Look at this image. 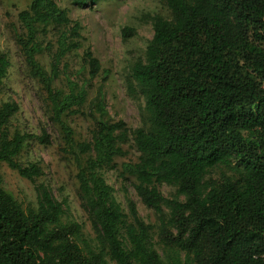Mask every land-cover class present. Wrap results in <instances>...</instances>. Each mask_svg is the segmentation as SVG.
I'll return each mask as SVG.
<instances>
[{"label":"trees","instance_id":"1","mask_svg":"<svg viewBox=\"0 0 264 264\" xmlns=\"http://www.w3.org/2000/svg\"><path fill=\"white\" fill-rule=\"evenodd\" d=\"M103 0H71L82 7ZM169 18L150 17L153 35L127 79L141 96V126L112 121L99 88L89 103V139L78 141L64 120L81 113L84 85L67 78L68 92L54 87L59 59L80 49L81 26L54 0H31L18 14L24 32L17 41L32 76L43 85L51 120L64 140L63 152L76 167L80 206L93 233L86 237L59 201L37 178L39 163L17 161L35 136L11 132L19 111L0 104V162L34 185L36 207L24 208L0 186V264H264V0H165ZM60 27L51 75L38 62L40 35ZM133 34L125 27L122 37ZM83 61L89 79L100 63L89 48ZM10 67L0 52V80ZM131 137L136 161L121 163L119 177L134 178L142 203L157 216L154 226L126 197L125 213L104 173L124 157ZM49 143V136L35 137ZM217 167L229 171L207 179ZM176 188L172 197L160 185ZM157 241H154V236ZM157 245L161 250L158 251Z\"/></svg>","mask_w":264,"mask_h":264},{"label":"rangeland","instance_id":"2","mask_svg":"<svg viewBox=\"0 0 264 264\" xmlns=\"http://www.w3.org/2000/svg\"><path fill=\"white\" fill-rule=\"evenodd\" d=\"M31 0H0V52L5 53L10 67L4 78L0 80V104L4 101H15L19 111L11 119V132L20 131L38 137L43 132L49 136V143L43 144L35 137L21 151L17 161L22 165L39 163L43 175L37 183L45 184L52 195L59 201L65 199L71 218L82 226L88 238L93 237L86 213L80 206L78 197L77 167L71 155L64 153V140L59 127L51 120V108L43 85L31 75L25 61V55L17 38L24 30L18 19L20 11L28 8ZM66 9L71 20L80 26L81 48L72 50L59 59L55 69L58 76L54 78V87L68 92V80L84 85L87 91L86 101L80 108L81 113L70 114L64 120L74 131L78 141L89 139L92 120L89 116L91 103L97 90L101 88L108 118L112 121L122 120L129 129L141 126V110L144 100L128 92L127 79L130 78L134 62L144 56L153 30L150 17L161 15L169 18L170 13L165 0H103L96 4L78 7L71 0H54ZM133 29V34L125 39L122 30ZM60 27L50 25L46 36L40 35L42 52L36 55L38 62L51 75L53 56L57 50L56 35ZM89 48L100 63L96 77L89 79V68L83 61L84 50ZM126 152L124 157L115 158L116 168L104 173L108 185L114 189V196L123 211L128 212L126 197L137 207L139 216L146 224L157 229V216L151 208L145 206L133 187L135 180L128 176L127 180L119 177L121 163L136 161L138 153L131 137L122 145ZM229 171L223 167L211 170L207 179L219 181ZM0 186L17 200L24 208L36 207L34 185L20 174L0 162ZM159 191L165 197H172L176 188L160 185ZM157 241V236H154ZM158 251L161 250L157 245ZM114 264V263H110Z\"/></svg>","mask_w":264,"mask_h":264}]
</instances>
